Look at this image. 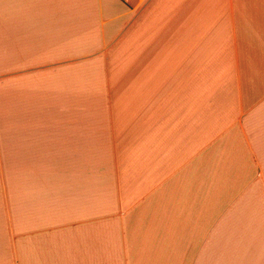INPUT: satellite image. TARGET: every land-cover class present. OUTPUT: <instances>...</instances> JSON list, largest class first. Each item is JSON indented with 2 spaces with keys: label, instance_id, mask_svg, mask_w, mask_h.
<instances>
[{
  "label": "crops",
  "instance_id": "1",
  "mask_svg": "<svg viewBox=\"0 0 264 264\" xmlns=\"http://www.w3.org/2000/svg\"><path fill=\"white\" fill-rule=\"evenodd\" d=\"M0 264H264V0H0Z\"/></svg>",
  "mask_w": 264,
  "mask_h": 264
}]
</instances>
